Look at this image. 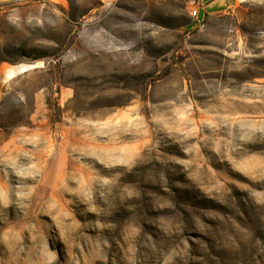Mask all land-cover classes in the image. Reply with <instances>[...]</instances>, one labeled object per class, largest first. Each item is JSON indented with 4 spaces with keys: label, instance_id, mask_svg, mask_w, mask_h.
Segmentation results:
<instances>
[{
    "label": "rangeland",
    "instance_id": "rangeland-1",
    "mask_svg": "<svg viewBox=\"0 0 264 264\" xmlns=\"http://www.w3.org/2000/svg\"><path fill=\"white\" fill-rule=\"evenodd\" d=\"M206 1L0 0V264H264V0Z\"/></svg>",
    "mask_w": 264,
    "mask_h": 264
},
{
    "label": "crops",
    "instance_id": "crops-1",
    "mask_svg": "<svg viewBox=\"0 0 264 264\" xmlns=\"http://www.w3.org/2000/svg\"><path fill=\"white\" fill-rule=\"evenodd\" d=\"M243 0H207L204 6L205 13H216L235 8ZM201 9V8H200Z\"/></svg>",
    "mask_w": 264,
    "mask_h": 264
},
{
    "label": "built area",
    "instance_id": "built-area-1",
    "mask_svg": "<svg viewBox=\"0 0 264 264\" xmlns=\"http://www.w3.org/2000/svg\"><path fill=\"white\" fill-rule=\"evenodd\" d=\"M192 12V19L195 22V25H202V17L199 15L198 10L196 8L191 10Z\"/></svg>",
    "mask_w": 264,
    "mask_h": 264
},
{
    "label": "bare ground",
    "instance_id": "bare-ground-1",
    "mask_svg": "<svg viewBox=\"0 0 264 264\" xmlns=\"http://www.w3.org/2000/svg\"><path fill=\"white\" fill-rule=\"evenodd\" d=\"M191 16H192V12H191ZM21 68V67H20ZM14 72V69H11L10 71H9V73H13Z\"/></svg>",
    "mask_w": 264,
    "mask_h": 264
},
{
    "label": "water",
    "instance_id": "water-1",
    "mask_svg": "<svg viewBox=\"0 0 264 264\" xmlns=\"http://www.w3.org/2000/svg\"><path fill=\"white\" fill-rule=\"evenodd\" d=\"M196 27V25H194V27L193 28H195Z\"/></svg>",
    "mask_w": 264,
    "mask_h": 264
}]
</instances>
